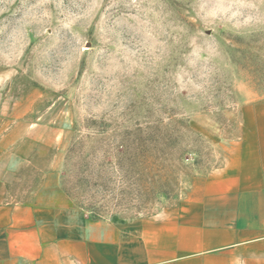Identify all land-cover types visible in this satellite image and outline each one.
Returning a JSON list of instances; mask_svg holds the SVG:
<instances>
[{
  "label": "rangeland",
  "instance_id": "1",
  "mask_svg": "<svg viewBox=\"0 0 264 264\" xmlns=\"http://www.w3.org/2000/svg\"><path fill=\"white\" fill-rule=\"evenodd\" d=\"M261 99L264 0H0V111L46 139L28 178L95 217L175 204Z\"/></svg>",
  "mask_w": 264,
  "mask_h": 264
},
{
  "label": "crops",
  "instance_id": "2",
  "mask_svg": "<svg viewBox=\"0 0 264 264\" xmlns=\"http://www.w3.org/2000/svg\"><path fill=\"white\" fill-rule=\"evenodd\" d=\"M244 122L175 204L117 224L32 185L41 122L0 111V264H264V99Z\"/></svg>",
  "mask_w": 264,
  "mask_h": 264
}]
</instances>
